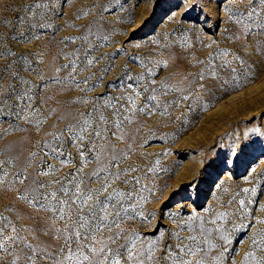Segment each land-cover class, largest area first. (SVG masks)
<instances>
[{"label": "rangeland", "instance_id": "obj_1", "mask_svg": "<svg viewBox=\"0 0 264 264\" xmlns=\"http://www.w3.org/2000/svg\"><path fill=\"white\" fill-rule=\"evenodd\" d=\"M37 2L49 6L29 10L28 6ZM221 4L222 0H0V53H15L0 55V101L8 97L12 86L18 92L29 87L14 79L19 73L31 82L34 103L29 111L39 106L43 114L18 119L14 106L23 107L24 101L15 96L0 108V161L16 160L5 165L9 174L0 185V217L7 218H0V236L5 237L0 239L4 246L0 264H52L43 251L59 246L61 232L56 230L63 229L64 222L55 220L53 226V220L47 219L49 213L37 211L19 198L24 186L8 181L48 133L63 129L89 110L91 103L85 105L84 100L91 102L107 91L113 96L124 95L125 89L108 86L117 82L125 69H131L133 76H143L142 85L160 89L156 95L161 102L193 91L200 99L191 110L183 101L178 110L169 108L172 117L161 116L159 109L148 116L138 111L145 96L128 91L136 98L137 111L132 122H124L118 130L122 139L112 137V143L127 153L121 167L137 168L132 176L143 175L148 168L153 171L143 181L150 190L141 192L147 202L137 206L147 220L135 218L122 227L142 234L159 230L162 249L169 230H180L181 218L186 221L189 214H199L206 217V227L229 230L226 258L234 257V264H264V33L258 28L264 5L257 7L258 16L250 22L246 15L233 13H247L254 0H228L223 8ZM21 13L24 22L17 23ZM249 23L251 35L245 27ZM13 33L17 39L11 38ZM84 35L87 41L82 39ZM19 37H27L29 42ZM81 45L83 50L69 55ZM84 50L93 61L90 65ZM224 51L227 56L222 55ZM20 56L27 57L29 63H22ZM132 56L138 58L135 63L130 61ZM213 56V64L226 61L236 69L231 76L220 71L226 74L223 81L239 78L243 84L224 95L199 87L204 83L215 91L223 83L197 78ZM71 60L77 68L70 76L62 65ZM88 77L91 79L79 87L69 82ZM39 119L44 122L37 129ZM65 147L77 155L75 148ZM51 163L62 168L57 178L76 167L62 166L57 160ZM94 166L89 165L85 172ZM240 200L245 201L243 206ZM222 212L228 216L217 219ZM213 219L215 225L208 222ZM12 227L17 232L11 231ZM17 233L23 240L7 239ZM212 237L219 242L216 231ZM26 244L35 251L29 252ZM138 245L143 246V240ZM249 252L254 258L245 261Z\"/></svg>", "mask_w": 264, "mask_h": 264}, {"label": "snow or ice", "instance_id": "obj_2", "mask_svg": "<svg viewBox=\"0 0 264 264\" xmlns=\"http://www.w3.org/2000/svg\"><path fill=\"white\" fill-rule=\"evenodd\" d=\"M63 2L66 3L67 0ZM227 3L228 0H222L221 8ZM260 5H264V0H254V5L250 6L247 13L236 12L233 15H246L250 22L254 21L258 16L257 7ZM48 6L37 2L28 7L31 10ZM16 22H24L23 13L17 17ZM245 27L249 29V35L253 34L251 23ZM258 28L261 33H264V18H261ZM11 38L17 39L18 37L13 33ZM19 39L29 42L27 37H19ZM82 39L87 41L88 36L84 35ZM81 50H83V45L76 50V53L69 55H77ZM84 52L87 64H92L93 61L88 59V51L84 50ZM217 54H221L219 49ZM0 55H15V53L6 51ZM222 55L227 56L228 52L224 51ZM215 58V56L209 58V64L205 66L204 71L197 74V78L200 81L215 78L218 82L227 83L223 81V77L219 76V72L222 71L231 76L236 69L226 61L218 66L214 65L212 62ZM18 59L24 64L29 63L25 56H20ZM137 59L135 56L130 57L133 63ZM62 68L69 69L71 76V73L76 71V61L71 60L69 64L62 65ZM10 70L11 66L6 68L5 75ZM130 72L131 69H125L123 76L108 86L109 89L113 87L125 89L124 95L113 96L110 91H107L91 102L84 100L85 105L91 103L89 110L74 117V122L65 124L63 129L48 133L38 149L20 162L12 180L8 181L10 185H23L19 198L37 211L49 213L47 219L53 220V226L55 220L64 222L65 227L56 230L61 232V235L57 237L60 241L59 246L55 247L54 251H48L45 248L43 255L52 264H234V257L226 258V253L229 251L227 248L229 235L226 233L229 230L206 227V217L199 214H189L190 219L186 221L181 218L180 230H169L168 242L163 244L162 249L160 244L163 242V237L159 230L151 234H142L122 227V224L135 218L142 221L147 220L137 210V206L147 202L146 198L141 196V192L150 190L143 181L149 179L148 173L153 171L152 168H148L143 175L132 176L131 173L137 172V168L131 165L128 168H122L121 165L127 153L117 149L112 143V137L122 139L118 135V130L122 129L124 122L131 123L137 111L136 98L127 94L128 91L131 90L136 96H145L144 103L138 111L141 115L148 116L155 114L159 109L161 116L172 117L174 112H169V108L178 110L184 106L181 104L183 101L187 104L188 110H191L200 99L193 91L187 95L161 102L156 95L160 89L142 85L144 77L133 76ZM14 79L29 87L23 92H18L15 86H12L8 97L0 101V108L7 103V100L15 96L16 100L24 101L23 107L20 104L14 106L16 109L14 115L18 119L42 117L39 106L29 111V105L34 103V97L31 95V82L19 73L14 74ZM88 79L91 77L84 81H76L72 78L69 82L79 87L80 83H87ZM102 82V80L98 81L97 84ZM151 83L155 84V80ZM46 86L45 84L42 87ZM141 87H143L142 92L139 91ZM164 87L161 85V88ZM199 87L205 88L206 91L210 90L209 86L204 83L199 84ZM162 94L166 96L167 91ZM25 113L29 115L25 116ZM43 122V119L37 120L35 125L37 129ZM65 145L75 148L77 155L73 156L69 147ZM52 160L59 161L62 166L73 164L76 167L74 171L57 178V173L62 168L52 164ZM15 163L16 160L12 158L0 161V185L5 184L9 174L5 165ZM89 165L95 166L91 171L85 172ZM29 169L32 171L30 172ZM42 177H49V179L46 181ZM121 185H126V190ZM244 191L249 190L244 189ZM239 203L243 206L245 201L240 200ZM227 216L228 213L222 212L217 215V219H225ZM0 218L7 219L6 217ZM208 222L215 225L216 219ZM11 231L17 232V229L12 227ZM182 231L189 232V235H181ZM213 231H216L219 242L213 239ZM0 239H5V237L0 236ZM7 239L23 240V237L17 233L16 237ZM141 240L144 242L143 246L138 245V241ZM253 243H256L255 239ZM25 247L29 252L35 251L31 244H26ZM2 250L4 246L0 244V251ZM249 256L254 258V253L249 252L244 260L247 261ZM27 259L32 260V257L28 256Z\"/></svg>", "mask_w": 264, "mask_h": 264}, {"label": "bare ground", "instance_id": "obj_3", "mask_svg": "<svg viewBox=\"0 0 264 264\" xmlns=\"http://www.w3.org/2000/svg\"><path fill=\"white\" fill-rule=\"evenodd\" d=\"M215 65V64H214ZM226 74L224 73H220L219 76L221 77H224ZM213 79V78H212ZM212 79L210 80H205L206 83L210 82ZM215 81H217V79H215ZM243 84V80L242 79H235L233 82L231 83H225V84H219V89L218 90H215L213 91L211 88L210 90H208L209 92L208 93H214L216 92L217 94H226L227 92H229L230 90L234 89V88H237L239 87L240 85ZM256 89V88H255Z\"/></svg>", "mask_w": 264, "mask_h": 264}]
</instances>
